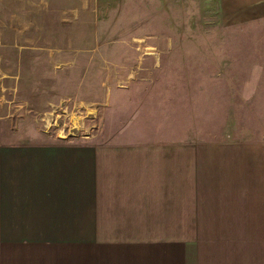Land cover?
<instances>
[{
    "label": "rangeland",
    "instance_id": "rangeland-1",
    "mask_svg": "<svg viewBox=\"0 0 264 264\" xmlns=\"http://www.w3.org/2000/svg\"><path fill=\"white\" fill-rule=\"evenodd\" d=\"M8 114L0 143L264 142V7L0 0Z\"/></svg>",
    "mask_w": 264,
    "mask_h": 264
},
{
    "label": "crops",
    "instance_id": "crops-1",
    "mask_svg": "<svg viewBox=\"0 0 264 264\" xmlns=\"http://www.w3.org/2000/svg\"><path fill=\"white\" fill-rule=\"evenodd\" d=\"M0 264H264V142L0 143Z\"/></svg>",
    "mask_w": 264,
    "mask_h": 264
}]
</instances>
